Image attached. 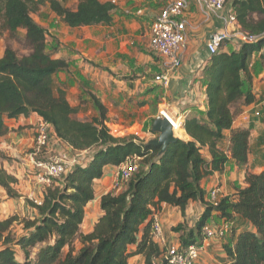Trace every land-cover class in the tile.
<instances>
[{
  "label": "trees",
  "instance_id": "1",
  "mask_svg": "<svg viewBox=\"0 0 264 264\" xmlns=\"http://www.w3.org/2000/svg\"><path fill=\"white\" fill-rule=\"evenodd\" d=\"M47 3L72 28L109 25L118 8L111 0H79L76 7L66 6L65 0H0V36H17L22 30L29 50L20 54L7 44L0 55V139L10 131L6 120L37 113L60 142L73 151L92 153L47 185L40 204L26 199L35 217L0 219V264H131L137 255L145 264H166L165 249L153 236L154 216L163 203L180 208L185 215L190 201H200L205 210L194 227L180 223L172 228L181 233V248L200 244L213 212L222 222L238 216L252 228L234 234V244H224L230 264H264V170L258 174L247 170L246 186L238 187L234 196L219 198L217 194L216 204L206 199L202 186L206 177L222 173L230 159L248 164L251 130L233 123L244 106L255 101L251 63L264 48V0H228L227 9L241 29L258 40L236 43L238 48L231 51L224 50L231 43L225 41L210 55L203 68L207 109L187 116L182 128L189 138H179L163 153L161 147L147 145L136 135L112 134L108 108L90 89L85 93L97 114L88 120L76 117L79 108L70 104L55 80L69 63L52 56L47 48L51 35L33 17ZM133 155L141 157L138 170L118 192L102 195L101 215L94 229L83 233L86 208L95 199V181L104 176L107 166L118 167ZM17 183L0 165V188L9 198L20 196L14 187ZM16 222L26 231L19 237L12 233ZM13 246L23 251L24 262L16 259ZM35 248L36 258L30 260Z\"/></svg>",
  "mask_w": 264,
  "mask_h": 264
},
{
  "label": "crops",
  "instance_id": "2",
  "mask_svg": "<svg viewBox=\"0 0 264 264\" xmlns=\"http://www.w3.org/2000/svg\"><path fill=\"white\" fill-rule=\"evenodd\" d=\"M78 1L65 0V5L76 7ZM187 1L188 7L185 11L188 22L187 47L183 52L181 67L170 71L171 83L169 87L164 88L162 101L159 105V109L167 108L171 114L181 116L183 120L193 114L199 115L207 109L206 86L203 81V68L210 57L207 43L222 28L221 21L214 16H207L199 8L196 0ZM115 3L118 8L109 25L72 28L52 11L49 3L33 14L34 19L46 27L51 35L47 40V48L52 56L63 58L69 63L68 69L59 72L55 76V80L58 90L66 94L70 104L79 108L76 117L88 120L97 114L96 108L85 93V90L90 89L108 108L107 125L110 129L111 125L128 126L121 124V116L125 115L126 117L127 110L132 108L131 96L139 89L133 85L145 86L146 76L142 72L151 62V56L147 53L151 48V25L164 7L165 1L116 0ZM237 48L233 41L226 45L224 50L231 51ZM162 68L163 59L160 57L158 69L162 70ZM140 69L141 73H138ZM251 72L255 101L244 106L243 111L237 114L233 123L236 127L250 128L251 130L248 164L243 166L230 159L222 173H214L203 179L202 186L206 191V199L211 200V192L214 189L218 190L219 198L234 196L238 187L246 186L247 170L256 174L264 170V48L253 55ZM133 73H137L140 79L132 80ZM129 76L131 79H126ZM98 77L103 82H99ZM118 78L122 79L120 85H126L124 95L117 87ZM88 85L94 86L92 88L95 90ZM141 92L143 93V88ZM157 114L152 115V122L156 119ZM150 118V115L145 119L141 118L142 126H145L146 123L149 124ZM42 120L43 117L37 113H31L28 116L22 115L17 119H8L6 123L10 131L0 139V165H3L13 175L16 172L17 175H22L20 188L25 190L24 193L29 191L28 197L31 200L32 198L41 200L44 188L47 186L36 177L35 172L37 173V171L29 158V152L34 143L35 127ZM131 123L129 121V124ZM135 123L141 125L138 121ZM132 125L135 124L132 123ZM179 135L185 140L189 138L183 128ZM228 139L229 132L227 131L225 142L228 143ZM50 142L45 153L48 156L61 155L62 153L72 155L77 152L60 142L56 136L52 137ZM91 154L90 151H87L83 160L90 158ZM204 154L210 158L207 150L204 151ZM117 169L118 167L115 166H107L104 176L95 181V199L86 208V216L81 226L83 233H90L94 229L102 212L100 208L102 195L114 191ZM0 193L3 191L0 190ZM27 207H30L29 204ZM204 210L205 206L200 201H190L185 215H183L180 208L163 203L155 215L162 224L164 241L154 238L155 241L163 249L180 245L181 233L172 231V228L180 223H185L189 228L194 227ZM29 212L35 217L36 211L33 208ZM221 222L218 214L213 212L209 224L216 225ZM231 223L234 230L233 232L231 230L224 239L200 241V244L204 243V247L195 264L231 263L232 259L226 254L224 244H234V234L244 228H252L250 223L241 220L238 216H234ZM131 264H145L144 258L140 255L134 256L131 259Z\"/></svg>",
  "mask_w": 264,
  "mask_h": 264
},
{
  "label": "built area",
  "instance_id": "3",
  "mask_svg": "<svg viewBox=\"0 0 264 264\" xmlns=\"http://www.w3.org/2000/svg\"><path fill=\"white\" fill-rule=\"evenodd\" d=\"M164 1V7L151 25L150 47L163 59V68L155 76V81L167 88L171 83L170 71L181 67L183 52L187 47L188 22L185 11L188 7V1ZM113 2H116V0H113ZM196 2L207 16H214L222 23L221 30L217 31L207 43L209 55L216 54L225 41H234L240 45L254 43L258 40L257 35L246 33L241 29L235 14L231 12L230 8L227 9L228 0H196ZM156 118H166L170 122L175 135L180 137L178 132L182 129L183 122L181 116L173 115L167 108H162L159 110ZM150 132L153 135L146 139L148 141L157 137V134L153 133V131ZM54 136L55 134L51 125L43 119L35 127L34 143L29 152L30 161L37 171L36 177L41 183L46 185L52 184L55 179L67 174L74 166L81 164L87 152L77 151L72 155L62 153L61 155L45 157L46 149L51 143V138ZM148 141L145 142L147 143ZM140 160L141 157L133 155L118 166L115 175L114 191L118 192L122 188V185L130 180L132 175L138 170ZM217 194V189L212 190L211 200L215 204L218 200ZM34 201L39 204L41 203V200L38 199ZM232 227L231 221H225L215 226L206 224L202 230V240L223 239L231 232ZM152 232L154 238L164 241L162 224L156 215L154 216ZM203 247L204 243L191 244L186 248H181L179 245L170 246L165 249L164 258L166 264H195L201 256Z\"/></svg>",
  "mask_w": 264,
  "mask_h": 264
},
{
  "label": "rangeland",
  "instance_id": "4",
  "mask_svg": "<svg viewBox=\"0 0 264 264\" xmlns=\"http://www.w3.org/2000/svg\"><path fill=\"white\" fill-rule=\"evenodd\" d=\"M7 44H10L20 54H27L29 53V50L27 49L25 43H24V31L20 30V32L17 34V36L10 35L9 33H4L3 36H0V54L3 53L5 47ZM147 53L151 56V62L148 65V67L145 69V71L142 72L146 77L144 79L145 86L143 85H136L134 84V87H138L137 93H134L130 99L132 101V108L127 110L126 117L121 116V124L128 125L121 127L120 125H111V132L117 137H124L128 135H136L139 139H143L145 141L148 137H152L153 134H151L150 129L152 125V115L157 114L159 112L160 103L162 101V97L164 94V88L162 85L155 82V76L159 74L160 69H158L159 63H160V56L156 54L151 48L148 49ZM86 61V60H85ZM125 60H123V63ZM87 62V61H86ZM89 63V62H88ZM89 64H92L91 62ZM93 65V64H92ZM96 73H98L97 70H95ZM138 73H141V69L138 71ZM132 80L137 81L136 79H140L139 75L137 73H133ZM139 77V78H137ZM99 78V77H98ZM124 78V77H123ZM130 78L129 77H126ZM119 81L117 83V87L121 90L122 94L124 95L126 92V85H120L121 78H118ZM131 79V78H130ZM99 82H103L102 79L99 78ZM90 88L94 87L92 85H88ZM103 86V84H102ZM100 87V86H99ZM143 88V93L141 92V89ZM95 90V88H92ZM134 96V97H133ZM162 109V108H161ZM151 116L149 119V124L146 123L145 126H142L141 120L145 119L147 116ZM142 118V119H141ZM115 119L120 120V118L115 117ZM124 120V121H123ZM129 121L134 123L135 125L129 124ZM140 122L141 125L136 124L135 122ZM108 126V125H107ZM109 127V126H108ZM129 127V128H128ZM150 127V129H148ZM180 132V131H179ZM138 133L139 135H137ZM149 134V135H147ZM65 154V153H64ZM67 154V153H66ZM45 157H48L47 154H44ZM35 172V171H34ZM14 173V170H13ZM17 173V172H16ZM15 173V174H16ZM14 176L18 179V183L14 185L15 189L17 190L18 194L20 195L17 198H9L6 191L4 189H1L3 193H0V219H6L8 217H11L13 215L19 216L21 219L25 217H30L33 215L29 212L30 207L28 206V203L26 201L28 197L29 191L27 193H24L25 190L21 189L20 187V179H22V175H15ZM36 174V172H35ZM24 176V175H23ZM32 200H35L32 198ZM12 233L14 236L19 237L26 233V231L23 229V225L16 222L14 223L12 227ZM226 237V236H225ZM224 239V238H223ZM78 244V243H77ZM16 253V259L24 262L25 255L23 251L18 246H13ZM38 252V249H33L31 253L30 260H35L36 254Z\"/></svg>",
  "mask_w": 264,
  "mask_h": 264
},
{
  "label": "water",
  "instance_id": "5",
  "mask_svg": "<svg viewBox=\"0 0 264 264\" xmlns=\"http://www.w3.org/2000/svg\"><path fill=\"white\" fill-rule=\"evenodd\" d=\"M151 129L157 134L156 138L150 139L146 144L161 147L163 153L169 144L176 142L180 137L176 136L170 122L166 118H156L152 122Z\"/></svg>",
  "mask_w": 264,
  "mask_h": 264
},
{
  "label": "bare ground",
  "instance_id": "6",
  "mask_svg": "<svg viewBox=\"0 0 264 264\" xmlns=\"http://www.w3.org/2000/svg\"><path fill=\"white\" fill-rule=\"evenodd\" d=\"M178 133H180V132H178Z\"/></svg>",
  "mask_w": 264,
  "mask_h": 264
}]
</instances>
